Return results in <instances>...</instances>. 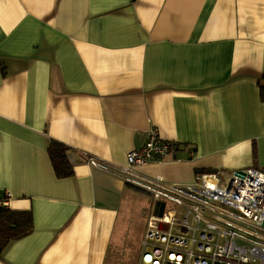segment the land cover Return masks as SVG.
Here are the masks:
<instances>
[{
	"label": "crops",
	"instance_id": "0c3cea01",
	"mask_svg": "<svg viewBox=\"0 0 264 264\" xmlns=\"http://www.w3.org/2000/svg\"><path fill=\"white\" fill-rule=\"evenodd\" d=\"M263 77L264 0H0V198L33 217L0 264H140L162 207L127 155L157 130L176 157L136 172L166 185L264 169Z\"/></svg>",
	"mask_w": 264,
	"mask_h": 264
},
{
	"label": "built area",
	"instance_id": "2783aa9c",
	"mask_svg": "<svg viewBox=\"0 0 264 264\" xmlns=\"http://www.w3.org/2000/svg\"><path fill=\"white\" fill-rule=\"evenodd\" d=\"M177 147L152 130L146 145L127 155L119 175L163 205L152 215L140 264H264V169L216 170L197 175L192 186L166 185L136 172L152 160L175 158ZM89 164L106 170L98 160ZM229 184L222 187L223 179ZM11 195L0 198V212ZM170 204L182 211L169 209Z\"/></svg>",
	"mask_w": 264,
	"mask_h": 264
},
{
	"label": "trees",
	"instance_id": "16d2710c",
	"mask_svg": "<svg viewBox=\"0 0 264 264\" xmlns=\"http://www.w3.org/2000/svg\"><path fill=\"white\" fill-rule=\"evenodd\" d=\"M260 86L261 98L264 101V77ZM49 156L57 177L69 178L73 175V165L69 160V150L65 146L52 143L49 146ZM9 209L0 212V258L12 241L19 240L31 233L33 229V217L31 214L21 216L11 213Z\"/></svg>",
	"mask_w": 264,
	"mask_h": 264
},
{
	"label": "rangeland",
	"instance_id": "374dc122",
	"mask_svg": "<svg viewBox=\"0 0 264 264\" xmlns=\"http://www.w3.org/2000/svg\"><path fill=\"white\" fill-rule=\"evenodd\" d=\"M229 178H227V177H225L224 179H223V182H222V184H221V186L222 187H225L226 185H228L229 184ZM142 198H144L145 199V201H149L150 199H149V197L150 198H152V196H149V195H144V194H142ZM169 209H177V210H179L180 212L182 211L181 209H179L176 205H174V204H170V207H169Z\"/></svg>",
	"mask_w": 264,
	"mask_h": 264
},
{
	"label": "water",
	"instance_id": "95a60500",
	"mask_svg": "<svg viewBox=\"0 0 264 264\" xmlns=\"http://www.w3.org/2000/svg\"><path fill=\"white\" fill-rule=\"evenodd\" d=\"M161 207H162V209H161V212H162V210H163V205H162ZM155 215H158V213H156ZM263 226H264V224H263Z\"/></svg>",
	"mask_w": 264,
	"mask_h": 264
}]
</instances>
